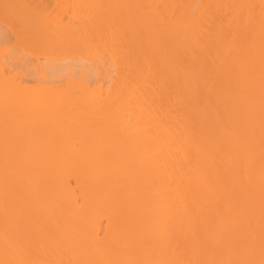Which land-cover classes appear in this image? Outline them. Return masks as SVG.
<instances>
[{
	"label": "bare ground",
	"instance_id": "6f19581e",
	"mask_svg": "<svg viewBox=\"0 0 264 264\" xmlns=\"http://www.w3.org/2000/svg\"><path fill=\"white\" fill-rule=\"evenodd\" d=\"M0 264H264V0H0Z\"/></svg>",
	"mask_w": 264,
	"mask_h": 264
},
{
	"label": "rangeland",
	"instance_id": "374dc122",
	"mask_svg": "<svg viewBox=\"0 0 264 264\" xmlns=\"http://www.w3.org/2000/svg\"><path fill=\"white\" fill-rule=\"evenodd\" d=\"M76 8H77V12L80 13L82 17H83V15L85 16V19H87V17H89L90 14H88V13H90V11H89V10H91L90 8H88V9H89V10H88V9L85 7V8L88 10V12H86V11H87L86 9H85L86 11L82 12L81 8L78 9V6H75L74 9H76ZM82 9H83V8H82ZM83 10H84V9H83ZM83 13H85V14H83ZM87 14H88V16H87ZM86 16H87V17H86ZM73 19H74V20H73ZM72 21H74L75 23H77V22H78V18H77V17L72 18ZM103 42H104V43H103ZM103 42H102L100 45H98V46H94V48H95L96 51L93 49V46H89L90 48L87 47V49H88L89 52H85V53H86V56H85V54H84V51L87 50L86 47H84L85 50L82 49L83 47H79V48H78L79 52H77V48H74V49H73V52H74V50H75V52H77L78 54L81 53V55H82V56H81L82 59H80V60H81V61L83 60V62L86 63L87 65H91L93 62H95V60H96L95 63L97 64V66H98L99 64H100L99 66H102V65L105 64V65H104V66H105V67H104V70H103V72H101L102 74L100 73V77H98V79H96V80H97V81L99 80V82L101 81V83H102V85H103V86H102V89L104 90V95H103V96L108 97L110 91H114V90H113L114 87H115V88H116V87H119V86L122 87L123 85H120V83H121V84H124L125 80H121V79H120L122 76H124V70H122V68L120 69V72L123 71L122 73H120V74H121V77H120V76H119V68L115 69V67L112 66L114 63H113V61H111V60H113L112 55H111V50H112V49H111V46L109 45V43H107L108 41H103ZM105 42H106V43H105ZM103 45H104V46H103ZM108 45H109V46H108ZM91 47H92V49H91ZM72 48H73V47H72ZM81 49H82V50H81ZM57 50H58V49H54V54H57V56H59V57H64V56H62V54L65 52L64 54L67 53L66 55H67L69 58H77V59H75V60H78V61H79L78 58L80 57V55H78L77 53H76V54H75V53H72V49H71V47H70V48H67L66 50H63L64 52H62V51H61V52H60V51L57 52ZM80 50L83 51V52H80ZM90 50L93 51L92 54L90 53V52H92V51H90ZM108 51H109V52H108ZM95 52H96V54H95ZM97 52H98V56H99V55L102 56V54H103V57H104V58L101 57V56H99V57L102 58V60H101V58H100V59H97V57H98V56H97ZM103 52H104V53H103ZM64 54H63V55H64ZM87 54H88V55H87ZM93 54L96 55L95 58H93V56H94ZM77 55H78V57H77ZM89 55H92V56H91V58H92V60H93L92 62H91V60H89V59H90V56H89ZM72 56H75V57H72ZM85 57H87V59H88V58H89V59H88V60H87V59H84ZM66 58H67V57H66ZM97 60H99V61H103V60H105V62L101 64V63H100L99 61H97ZM110 61H111V62H110ZM97 62H98V63H97ZM93 64H94V63H93ZM93 64L91 65L92 68H93V66H95V65H93ZM111 64H112V65H111ZM107 67H108V68H107ZM110 67H112V68H110ZM105 69H106V72H104ZM97 70H98V69H97ZM110 70H111V71H110ZM114 71H116V72H118V73H116V72H114ZM108 72H109L110 74H109ZM105 73H106V75H105ZM111 73H112V74H111ZM116 74H118V76H119L120 78H119L118 76H116ZM122 74H123V75H122ZM101 75H105V76H101ZM109 75H110V76H109ZM111 75H112V76H111ZM102 77H103V78L105 77V78L102 79ZM122 78H123V77H122ZM115 79H116L117 82L119 81L118 86L116 85L117 83H115V82H116ZM117 79H118V80H117ZM119 79H120V80H119ZM123 79H124V78H123ZM96 80L92 81V82L90 83V85L93 86V85L95 84L94 82H95ZM97 81H96V82H97ZM121 81H122V82H121ZM99 82H97V83L99 84ZM92 83H94V84H92ZM110 83H111V84H110ZM105 84H106V85H105ZM92 86H91V87H92ZM94 86H95V85H94ZM115 88H114V89H115ZM109 89H110V90H109ZM111 89H112V90H111ZM106 90H107L108 92H107ZM115 90H116V89H115ZM106 93H107V94H106ZM136 99H137L138 101H137ZM136 99H134L135 102H134V101L131 102V105L128 104V105H130L129 108H125V109H127V110L125 111V114H126V115L128 114V115H127V118H128V117L131 118V113H133V110H135L134 108L137 107V106H135V107L133 108V106H132V103H133V105H137V104H138L139 99H138V98H136ZM119 100H121V102H120ZM119 100H118V102H117V105H118V103H119L118 106H122V105H124V103H127V102H124L123 99H119ZM122 101H123V102H122ZM96 103H97V102H96ZM121 103H122V104H121ZM134 103H135V104H134ZM125 106H126V105H125ZM131 106H132V107H131ZM126 107H127V106H126ZM131 108H132V109H131ZM144 108H145V110H147L146 108H148V106L145 105V106H143L142 109L144 110ZM129 110H131V111H129ZM148 110H149V108H148ZM148 110H147V111H148ZM128 111H129V112H128ZM130 112H131V113H130ZM143 113H144V114H147L146 111H144ZM129 114H130V115H129ZM72 180H73V181H72ZM76 180H77V179H76ZM76 180H75V177L73 176V177H70V181H69V184L71 183V184H70L71 189H73L72 187H74L75 190H76V192H77V193H75V192L73 191L75 195H76V194H79V193L81 192V190L83 191V189H81V188L79 189V187L81 186V184H80L79 182H78V183L80 184V186H77V182H76ZM73 190H74V189H73ZM82 194H83V195H82ZM82 194H81L82 196H81V195H76L77 202H78V200H79V202L82 203V199H81V198H83V196L86 195V194H84L83 192H82ZM84 198H85V197H84ZM79 202H78V205H80V206L84 204V203H83V204H81V203L79 204ZM86 204H87V203H86ZM86 204H85V205H86ZM88 207H89V206H88ZM96 207L98 208V206H96ZM97 208H96V210H97ZM106 208H107V206H106ZM108 208H109V207H108ZM108 208H107V209H108ZM88 209H89V208H88ZM100 209L103 210V211L101 210V213H103V214H99L100 212L97 213L98 211H100ZM104 209H105V208L99 206V210H97V211H96L95 209H94L95 211L93 210V211H94V212H93V216H92V214H91L92 211H91L90 214H89L88 211H87V215H86V218H87L88 215H91L92 220L89 219V221H87V222H89V223H90V220L93 221V218H94V219H97L98 224H99V232H98V233L100 234V235H98V236H100V237H98V238H102V239H103L104 237H105V238H108V237H109V236L107 235V233H109V232H108V230H109V229H108V228H109V227H108V226H109V224H108L109 217H107L106 209H105V210H104ZM89 212H90V211H89ZM102 217H103V218H102ZM88 218H89V217H88ZM106 220H107V221H106ZM85 221H86V219H85ZM109 221H110V220H109ZM85 227H86V226H85ZM106 227H107V228H106ZM87 229H88V228H87ZM86 231H87V230H86ZM111 231L113 232V230L110 229V232H111ZM84 234L87 235L86 232H84ZM106 236H107V237H106ZM86 239L89 240L90 238L87 237ZM102 239H101V240H102ZM88 240L85 241V242H88ZM103 240H104V239H103ZM103 240H102V241H103Z\"/></svg>",
	"mask_w": 264,
	"mask_h": 264
}]
</instances>
